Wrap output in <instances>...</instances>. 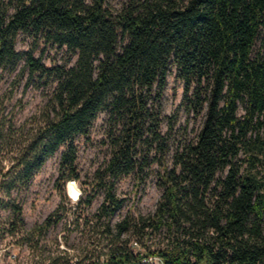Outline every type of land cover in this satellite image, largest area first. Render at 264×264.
I'll return each mask as SVG.
<instances>
[{
	"label": "trees",
	"instance_id": "16d2710c",
	"mask_svg": "<svg viewBox=\"0 0 264 264\" xmlns=\"http://www.w3.org/2000/svg\"><path fill=\"white\" fill-rule=\"evenodd\" d=\"M19 33L65 48L74 63L46 66L32 51H16ZM20 58L31 76L53 84L52 116L4 173L6 194L18 181L26 186L59 148L63 180L77 178L75 140L106 113L109 156L84 202L103 187L96 215L106 220L99 234L107 250H85L75 264H96L91 258L100 255L105 264L149 255L164 264H264V0H126L119 9L107 0H0V65ZM173 69L182 82L177 110L201 121L194 138L170 149L169 130L162 134L159 125ZM157 150H171V165L154 211L110 227L124 203L116 181L137 175ZM4 203L14 232L21 209ZM57 211L37 230L56 224ZM128 229L141 246L135 254L121 239ZM163 229L164 241L153 246ZM59 259L47 264H69Z\"/></svg>",
	"mask_w": 264,
	"mask_h": 264
},
{
	"label": "rangeland",
	"instance_id": "374dc122",
	"mask_svg": "<svg viewBox=\"0 0 264 264\" xmlns=\"http://www.w3.org/2000/svg\"><path fill=\"white\" fill-rule=\"evenodd\" d=\"M125 1L107 0V3L111 8L119 9ZM14 49L32 51L33 57L39 58L46 66L69 65L75 60V56L65 48H57L42 40H32L22 33L17 35ZM52 91L53 84L49 80L30 75L23 58L14 63L0 65V169H4L2 173L20 159L47 114L52 116L48 111ZM181 95L182 82L175 77L173 69L167 76L161 97L159 125L162 134L169 130L166 145L170 149L182 141L194 138L200 126L199 116L185 115L181 110H177ZM107 131L106 113L99 112L88 133L76 138L77 178L68 179L76 182L75 187H70L66 184L68 180H63L67 174L66 170L60 173L62 148H59L31 176L26 186L23 187L18 181L8 194L0 188V200L20 207L22 219V223L17 224L16 231L10 232L8 227L13 220V213L5 203L0 205V264H47L57 257L60 258L59 263H65L84 255L85 250H90L94 256L107 250L99 234L106 220L96 215L103 199V187L95 189V196L90 205L87 206L84 202L87 195L93 192L97 170H102L108 160ZM240 157L245 159L244 153L240 154ZM147 162L137 175L133 173L116 181L114 192L116 196L124 199V203L108 220L110 227L127 215L136 218L147 216L154 211L162 192L160 183L163 168L171 165V150L165 155L157 150L149 155ZM58 206L60 207L57 208ZM56 209L60 220L46 229L37 230V226ZM112 232L114 233L113 230ZM164 234L163 229L154 236L153 246H157L158 241H164ZM133 238L135 239L136 235L132 229L121 234L122 240L129 241ZM97 239L101 240L99 247L96 246ZM10 254H15L16 257L12 259Z\"/></svg>",
	"mask_w": 264,
	"mask_h": 264
},
{
	"label": "built area",
	"instance_id": "2783aa9c",
	"mask_svg": "<svg viewBox=\"0 0 264 264\" xmlns=\"http://www.w3.org/2000/svg\"><path fill=\"white\" fill-rule=\"evenodd\" d=\"M4 169H0V188L1 185L5 182L6 177L4 175V173H2L1 171H3ZM129 248L133 251V253L135 254L137 251L141 250V246L139 244V242L136 239H131V241L128 244ZM9 256H11L12 259H14L16 257L15 254H10ZM78 258L75 257L74 259L69 261V264H75L77 262ZM92 261H95L96 264H105V256L104 255H100L99 258H91ZM138 264H164L163 260L161 257L157 256V255H149L147 257L142 258V260L140 261V263Z\"/></svg>",
	"mask_w": 264,
	"mask_h": 264
},
{
	"label": "clouds",
	"instance_id": "9594fccd",
	"mask_svg": "<svg viewBox=\"0 0 264 264\" xmlns=\"http://www.w3.org/2000/svg\"><path fill=\"white\" fill-rule=\"evenodd\" d=\"M76 186V182H72V184L70 185V187H75ZM79 193H77L78 195Z\"/></svg>",
	"mask_w": 264,
	"mask_h": 264
}]
</instances>
